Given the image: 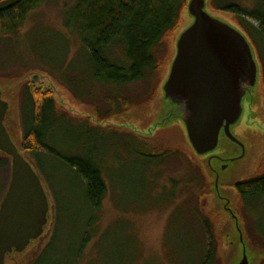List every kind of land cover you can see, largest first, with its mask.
Instances as JSON below:
<instances>
[{
	"label": "rangeland",
	"instance_id": "rangeland-1",
	"mask_svg": "<svg viewBox=\"0 0 264 264\" xmlns=\"http://www.w3.org/2000/svg\"><path fill=\"white\" fill-rule=\"evenodd\" d=\"M221 1L213 0L215 4ZM227 1L247 10L258 6L264 8V0ZM78 2L45 0L29 13L18 32L0 35V93L9 103L5 118L7 129L19 146L28 119L29 83L54 90L58 104L66 111L55 116L59 124L52 128L53 141L63 145L60 149L67 154L98 157L108 190L97 213L94 232L81 251L83 224L88 219V216L83 217V204L78 198L83 183L66 169V165L62 166L56 160L49 163L51 159L43 156L53 181L50 185L44 170L43 173L39 169L37 155L25 153L24 157L45 184L50 204L48 222L43 234L31 246L22 252L9 253L5 264H231L238 251L237 233L229 214L212 193V179L205 167L206 156L193 152L182 122L158 125L165 108L161 85L175 56L177 37L190 23V17L187 15L183 28L176 31L174 37L163 42V50H158L157 59H165L168 52L170 58L168 67L162 71L160 84L148 71L142 81L126 85L105 84L92 76L80 22L74 18ZM208 10L212 12L209 7ZM213 14L248 36L231 16ZM252 22L259 26L258 22ZM249 40L259 62L260 81L253 98L245 100L240 121L232 127L245 146V155L227 164L226 169H223L225 164L220 166L216 159L212 165L219 170L223 194L231 199V207L241 218L251 263L264 264V198H252L250 208L242 212L234 187L235 183L253 175L264 158V38L260 39L262 41L255 38V42ZM106 56L112 63L129 64L121 43L112 44ZM116 96L145 105V100L154 96V102L147 105L142 128L153 123L159 127L154 135L164 145L183 148V152L178 151L161 163L143 162L133 153H126V142L119 133H109L105 139H100L96 130L87 134L86 129H90L85 119L91 116L94 124L95 110L109 111ZM132 117L133 121L137 120L135 113ZM74 146L76 148L70 151L63 150ZM240 153V146L224 138L214 151L217 157L224 159L240 156ZM6 155L0 151V161L4 162L0 167V205L11 178V158ZM206 185L207 192L204 190ZM60 203L64 211L59 217ZM213 210L220 218L215 227L214 256L207 262L210 244L202 223L207 212ZM171 220L172 231L168 235Z\"/></svg>",
	"mask_w": 264,
	"mask_h": 264
},
{
	"label": "trees",
	"instance_id": "trees-1",
	"mask_svg": "<svg viewBox=\"0 0 264 264\" xmlns=\"http://www.w3.org/2000/svg\"><path fill=\"white\" fill-rule=\"evenodd\" d=\"M44 1L0 0V35L8 36L18 32L23 27L29 13ZM188 1L79 0L75 6L74 18L80 22V28L84 35L82 42L90 57L89 63L94 80L105 84L126 85L131 82L142 81L148 72H152L156 80H159L158 84H160L162 71L168 67L170 58H168V52L165 53L167 59L160 61L157 59L158 50L161 52L164 48L161 47L163 42L169 41L170 38L174 37L176 31L183 28L182 26L188 15ZM208 7L212 10V13L231 16L254 42L255 38L263 40V7L258 6L253 10H247L239 4L227 0H222L219 4L209 0ZM249 19L258 22L259 26ZM114 43L124 45L129 64H115L108 59L106 56L107 51ZM146 71L148 72L146 73ZM28 92V119L25 122V133L18 148L23 155L25 153L37 155L41 167L39 169L42 172L44 170L50 185L53 181L48 165L45 166V161L43 162V156L51 159V161H48L49 163L56 160L60 165H66V169H69L83 183V188L82 186L79 188L81 191L78 198L83 204V217L88 216V219L83 224L80 244V250L82 251L90 240L91 233L94 232L92 228L98 219L97 213L108 190L101 166L102 162H99V158L95 156H87L84 153L83 155L67 154L62 151L60 148H64V146L55 143L52 139V128L59 124L55 120L56 114L66 110L60 107L52 89L47 90L42 85L36 87L31 82L28 85ZM145 101L149 106L154 102V96ZM111 105V109L106 112L99 109L95 110L94 124L91 122L92 119L90 120L91 116L85 119V123L90 129H86L87 134L96 130L98 131V137L105 139L109 133H119L126 142V153H133L143 162L156 161L161 163L168 156L178 151L183 152V148L173 149L169 147L170 145H164L162 140L154 135L159 127L153 123L146 129H143L145 127L142 128L148 111L147 105L133 102L123 96H116ZM132 113H135L136 121L132 120ZM111 120L116 122H110ZM118 120L119 123H117ZM109 123L114 125L109 126ZM71 147L63 150L70 151L76 148V146ZM6 156L9 159L11 158L8 155ZM3 163L1 160L0 167ZM234 187L239 196V203L242 205V212L245 208H250L249 204L252 198H264V158L261 159L260 165L253 175L235 183ZM206 189H208L207 185L204 186V190ZM60 210L59 217L63 215L61 203ZM66 210L68 212L67 208ZM215 210L207 212L206 219L202 223L210 244L206 255L207 262L213 259V251L216 248L215 227H218L220 216L215 213L217 212ZM171 231L172 220L168 235H171ZM35 241L31 242L29 246ZM46 251L47 249L42 254Z\"/></svg>",
	"mask_w": 264,
	"mask_h": 264
},
{
	"label": "water",
	"instance_id": "water-1",
	"mask_svg": "<svg viewBox=\"0 0 264 264\" xmlns=\"http://www.w3.org/2000/svg\"><path fill=\"white\" fill-rule=\"evenodd\" d=\"M209 0H189L190 23L176 40V53L161 85L165 108L158 125L182 122L187 139L198 156H206L212 193L229 214L237 233L238 251L231 264H252L241 218L220 187L216 159L223 164L240 160L245 146L232 127L244 112L260 81V66L248 36L238 27L208 10ZM9 103L0 93V151L11 157V178L0 205V264L11 252H22L39 238L48 222L50 204L43 181L12 139L5 118ZM224 138L241 147L234 158L214 151ZM253 257V254H251Z\"/></svg>",
	"mask_w": 264,
	"mask_h": 264
}]
</instances>
